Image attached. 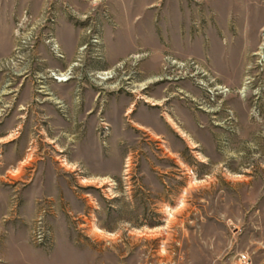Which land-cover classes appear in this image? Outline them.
Here are the masks:
<instances>
[{"label":"rangeland","instance_id":"374dc122","mask_svg":"<svg viewBox=\"0 0 264 264\" xmlns=\"http://www.w3.org/2000/svg\"><path fill=\"white\" fill-rule=\"evenodd\" d=\"M9 118L0 264H264V0H0Z\"/></svg>","mask_w":264,"mask_h":264},{"label":"crops","instance_id":"0c3cea01","mask_svg":"<svg viewBox=\"0 0 264 264\" xmlns=\"http://www.w3.org/2000/svg\"><path fill=\"white\" fill-rule=\"evenodd\" d=\"M8 12L10 11V7H7ZM66 29H68L69 32H71V34H73V36H75V29L70 27L69 25L66 26ZM74 40L72 41V44H76L77 43V39L75 37H73ZM58 87L57 89L55 88L56 91H60L63 95V98L65 99L66 103L68 104V110H67V118L63 119V118H57V117H53V113L51 110H49L48 115L50 117L47 118L46 121H42L45 122L43 123V129H36V132H38V135H44V136H48L50 135V140L52 141V134L54 137H57L58 135L60 136H64L68 139V141H72L75 137H77V135H81V133L83 132L82 129V125L84 122V117H85V112L87 113V111L90 110V105L87 106V108H84V102L82 100V102L80 104L75 103V101L73 100V96H72V88L68 87L67 83L63 85L57 84ZM56 87V86H55ZM84 94L86 95V99L89 98L90 100L87 99V101H92L93 98V93L90 90H86L82 93V99H84ZM89 102H87V104H89ZM120 102H123L120 100ZM92 104V102H91ZM123 111V110H122ZM121 112V110H120ZM124 112V111H123ZM122 112V114H123ZM3 129H0V142L3 143H7L9 141H12L14 139H16V136H19V134H21V132H19L18 129V133H15V128L14 125H19V123L15 124V121L12 118L6 119L3 121ZM28 125H32V123L29 121ZM4 130V131H3ZM52 132V133H51ZM27 133L29 134V131H27ZM18 134V135H16ZM76 140V139H75ZM9 145V144H8ZM18 148L16 145L13 146V144H10L9 147L7 148V153L5 154V156H7L8 158H20V157H27L28 153L31 149H27V150H23V146L20 147L19 149L22 150H18L16 149ZM87 148V147H86ZM74 150H76V148H74ZM74 152V151H73Z\"/></svg>","mask_w":264,"mask_h":264},{"label":"built area","instance_id":"2783aa9c","mask_svg":"<svg viewBox=\"0 0 264 264\" xmlns=\"http://www.w3.org/2000/svg\"><path fill=\"white\" fill-rule=\"evenodd\" d=\"M57 81H61V82H65L68 80V77L64 76V77H58L56 78ZM236 264H251V259L249 257L248 254L246 253H239V255L237 256V260H236Z\"/></svg>","mask_w":264,"mask_h":264}]
</instances>
